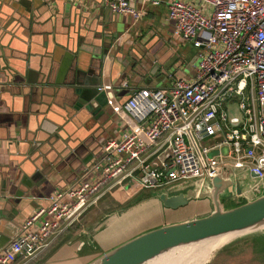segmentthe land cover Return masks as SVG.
Returning <instances> with one entry per match:
<instances>
[{"label": "crops", "instance_id": "0c3cea01", "mask_svg": "<svg viewBox=\"0 0 264 264\" xmlns=\"http://www.w3.org/2000/svg\"><path fill=\"white\" fill-rule=\"evenodd\" d=\"M129 1L145 11L140 19L112 11L103 0H0V246L16 236L36 208L48 204L53 192L101 158L102 143L127 130L121 107L134 90L167 87L194 68L197 56L179 54L174 38L179 36L167 17L170 0ZM157 40L171 51L164 62L152 52ZM176 56L181 68L164 69ZM152 65L158 70L149 80ZM85 80L111 84L103 91L111 105L99 118L80 101ZM223 176L233 181L219 196L223 209L260 194L248 192L253 179L246 171L229 169ZM193 187L191 182L176 185L167 193ZM140 189L131 180L109 189L36 257H18L11 264L89 263L126 241L130 236L125 234L138 227L132 213L148 200ZM138 199L144 200L131 206ZM208 205L209 199L194 198L179 211L200 206L209 213L213 207ZM170 211L165 208L163 214ZM235 238L218 249V262L227 258L233 264H264V229Z\"/></svg>", "mask_w": 264, "mask_h": 264}, {"label": "built area", "instance_id": "2783aa9c", "mask_svg": "<svg viewBox=\"0 0 264 264\" xmlns=\"http://www.w3.org/2000/svg\"><path fill=\"white\" fill-rule=\"evenodd\" d=\"M103 3L136 20L145 14L129 0ZM167 6L175 34L200 49L195 77L134 90L121 107L127 130L102 143L96 163L34 210L0 246V264L36 257L106 191L129 180L160 189L231 169L252 176L249 193H263L264 0H170ZM110 89L107 82L97 87ZM222 146L225 155H209Z\"/></svg>", "mask_w": 264, "mask_h": 264}, {"label": "water", "instance_id": "95a60500", "mask_svg": "<svg viewBox=\"0 0 264 264\" xmlns=\"http://www.w3.org/2000/svg\"><path fill=\"white\" fill-rule=\"evenodd\" d=\"M145 67V66H144ZM157 65L147 71L149 80L156 75ZM157 69V70H156ZM144 73H141L143 76ZM85 83L80 101L94 118L103 115L105 107L111 105L103 91L97 90V82ZM96 84V87H92ZM91 85V86H89ZM78 90V89H77ZM233 181L219 173L203 182L195 181L193 188L185 192L168 194L159 192L158 199L165 208L177 209L185 206L191 199L207 198L213 204L208 214L165 224L142 232L102 253L87 264H147L154 258L176 248L197 244L227 233L245 234L264 229V192L251 200L223 209L219 196L226 194V189ZM239 194L240 188L235 184Z\"/></svg>", "mask_w": 264, "mask_h": 264}, {"label": "rangeland", "instance_id": "374dc122", "mask_svg": "<svg viewBox=\"0 0 264 264\" xmlns=\"http://www.w3.org/2000/svg\"><path fill=\"white\" fill-rule=\"evenodd\" d=\"M152 29L156 30V26H152ZM160 35H161V33H160ZM174 38H175V41L178 43V47L180 48L179 54L181 56H182V54H181L182 52H185L187 54V58L190 57L189 59L193 58V56H199V54H200L199 48L194 47L193 44H191L189 42H185L180 36L179 37L175 36ZM147 40H148V38H146V37L141 39L142 47L144 49L147 47V45H146ZM176 42H175V45L177 44ZM155 43L156 44L152 47V50H153L152 52H154V53L156 52L157 58L160 62L166 61V59L171 54V51L168 50V45L161 46L162 43L160 42V40H157ZM173 48H174V46H173ZM176 52L177 51L175 50V53ZM198 60H199V57L195 61V67L194 68L191 67L190 71L185 74L186 78H194L195 77ZM180 68H181V58L180 57L177 58V56H176L164 69L168 70L169 72H174L175 70L180 69ZM185 77H183V78H185ZM159 87H160V84H159ZM231 110L233 112H235L234 107ZM210 143H211V140H204L203 141L204 145H209ZM227 150H228L227 146H222V147H220V149L214 148V149H211L209 151V155H211V156H216L219 154L225 155L227 153ZM190 182L194 184L195 180L185 181L182 184L178 183V184H174V185H170V186H165V187H162L160 189H142L140 186H138L139 188H141L140 189V191H141L140 195H143V194L146 195L148 197V200L155 198V201L145 202L146 205L139 207V208H136L133 211L132 215H133L134 219L138 221L139 225L136 229H134L130 232H127L125 234V236L126 237L130 236L128 238V239H130V238H132V237H134V236H136L142 232H145L147 230H150V229H153V228L165 225V224H169L172 222L190 219L188 217H191L193 214H196V215L197 214H201V215L208 214L206 212L207 208L203 207L201 209L200 206H196L197 208L195 206H194V208L192 206H190L189 209H184V211L183 210L179 211L181 208H183V206L179 207L177 209L166 208L167 210H171V211L163 214V209H165V207L162 205L161 201L158 199L157 196L156 197L152 196L157 191L158 192H170L176 185H183V184L190 183ZM250 182H252V180ZM142 200H144V199H138L137 202L134 201L135 203H133L131 206L137 205ZM222 202H224V201L223 200L221 201V207L223 208ZM233 205H235V204H232L231 206H233ZM208 206H209L208 208H211V207H213V204H211V202H210V205H208ZM157 208H159L161 210V214L157 215V213H156ZM194 209H196L197 211ZM211 211H209V212H211ZM131 227H133V225L129 226L127 229H130ZM128 239H126V240H128ZM235 239H237V238H235ZM220 244H221L220 242L207 243V250L210 248L212 249L214 247H218ZM219 248H217L211 254L209 259L207 258L208 260L206 262H204V264H233L232 262H234V261L231 262V260L227 259V258L225 260L221 259L218 262L217 257H216V253H217ZM262 257L264 259L263 254H262Z\"/></svg>", "mask_w": 264, "mask_h": 264}, {"label": "bare ground", "instance_id": "6f19581e", "mask_svg": "<svg viewBox=\"0 0 264 264\" xmlns=\"http://www.w3.org/2000/svg\"><path fill=\"white\" fill-rule=\"evenodd\" d=\"M155 201V198L150 200H145L136 206L137 208L142 207L145 202ZM240 235V234H238ZM236 233H227L217 237L210 238L208 240L201 241L197 244H190L187 246H182L176 248L170 252L164 253L147 264H204L211 254L220 246L226 244L236 236ZM220 242L218 247L210 248L207 250V243ZM208 258V259H207Z\"/></svg>", "mask_w": 264, "mask_h": 264}, {"label": "trees", "instance_id": "16d2710c", "mask_svg": "<svg viewBox=\"0 0 264 264\" xmlns=\"http://www.w3.org/2000/svg\"><path fill=\"white\" fill-rule=\"evenodd\" d=\"M237 205V204H236ZM235 206V205H234Z\"/></svg>", "mask_w": 264, "mask_h": 264}]
</instances>
